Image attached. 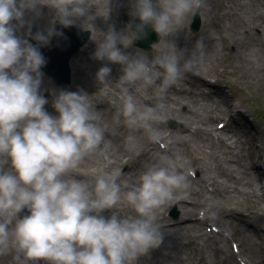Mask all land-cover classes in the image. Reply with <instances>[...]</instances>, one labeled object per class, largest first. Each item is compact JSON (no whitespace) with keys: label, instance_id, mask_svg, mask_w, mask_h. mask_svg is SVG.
<instances>
[{"label":"clouds","instance_id":"obj_1","mask_svg":"<svg viewBox=\"0 0 264 264\" xmlns=\"http://www.w3.org/2000/svg\"><path fill=\"white\" fill-rule=\"evenodd\" d=\"M203 3L132 0L131 15L140 21L136 32L151 25L162 37ZM43 7L64 27L92 19L88 0H0V256L14 249V259L22 264H137L161 243L155 210L187 194L189 171L182 157L160 154L131 187L114 174L100 175L94 183L69 176L85 157L105 152L109 143L87 93L54 91L56 115L46 111L49 100L41 91L45 58L38 46L17 34L26 14L39 17ZM27 35L43 46L56 33L49 27L32 35L29 22ZM102 35L94 58L120 65L123 73L115 84L122 108L114 120L123 118L133 132L142 129L150 142L161 143L154 125L167 118L163 97L183 73L193 70L194 61L181 65L174 46L152 60L131 56L122 48L128 49L136 33L110 28ZM110 73L109 66H102L98 82L109 86ZM148 89L158 100L155 105L138 102L136 93ZM137 143L136 135L126 137L130 151ZM121 203L131 209L129 214L115 211ZM25 209L30 214L21 217Z\"/></svg>","mask_w":264,"mask_h":264},{"label":"rangeland","instance_id":"obj_2","mask_svg":"<svg viewBox=\"0 0 264 264\" xmlns=\"http://www.w3.org/2000/svg\"><path fill=\"white\" fill-rule=\"evenodd\" d=\"M110 0H88V5L90 8V12L92 10L99 11L101 8L105 7L108 9ZM212 3L208 6V11L206 13V16L208 17V21L203 23L202 28L198 33H194L191 29L192 27V21L194 14H189L185 20L187 21L186 27L184 29V32L190 35V38L193 40L192 44L193 46L189 49V52L187 53L188 49L186 48V45H184L181 41H178L177 36L179 34H175L177 32V28L173 29L170 33L167 35H164L160 37L159 41H157L154 47L151 46L150 51L143 52L141 49L133 46V44H130L131 46V52L129 53L132 56L136 55H145L149 58H154L156 55L160 54L162 51H168L170 50L171 46H174L175 54L177 55L179 62L181 65L185 63L187 60L194 61V68L191 70L193 73H197L201 76V81L198 80V78L190 77L189 74L185 77L186 79L183 82H180V86H182L185 89H191L193 91H198L199 93L203 95V93H207V85L205 84V79L207 77H211L217 82L213 87H217L218 90L226 91L229 100L227 101L232 104V108L229 110H223L224 113H229L228 116H232L234 112L236 111H242L241 120H234L232 121L231 127L234 129L233 132L238 135L239 129H247L248 130V136L245 138V140L242 141L241 148L243 149V156H248L250 159L246 163V168L250 171L251 175H248L249 172L244 169L243 176L251 179L250 182H264L260 180L258 176H256V171L250 170L252 163H254V160H258L260 165L262 166V171L264 169V80L262 77H264V45L262 44L261 47V40L264 42V36L260 38L259 36L255 35V28L251 29L253 25H256V20L248 11L245 12V14L242 13V6L238 5L235 0H214L211 1ZM248 7H254L251 5L249 1H246L245 3ZM259 8L261 10H264L263 5L259 4ZM132 11V3H129L127 7H125L121 11L120 14H111L109 15V18L114 17L115 15H119L118 17H122L121 20L124 22L123 24L126 25V31L124 32L127 34L129 32L128 26L129 24L125 22L124 20V14H131ZM222 14L219 16L218 12ZM123 12V13H122ZM201 17V16H200ZM211 17V18H210ZM202 18V17H201ZM211 20V22H210ZM27 24L29 22H26ZM243 24L247 30L251 29L252 34L251 37H253L252 44L259 49V54L257 53H249L248 60L240 61L239 58L235 57L236 51L238 52V56L240 54V47L238 44V41H241L243 37L240 35L242 32V28L240 26L239 28V34L237 37L236 30L238 29V26L240 24ZM80 26H79V25ZM85 24V21L80 20L78 23L74 24L77 29L79 30H87L84 32H88V27H83ZM90 26L92 25L91 23ZM101 26V23H96V25ZM48 27V23H47ZM209 27L211 28V31L209 30ZM104 28H113V22L106 23L101 27V29ZM249 28V29H248ZM38 31V29H36ZM118 33L119 31L116 30ZM257 31H260L264 35V25H261L260 27L257 26ZM182 32V31H181ZM180 32V33H181ZM28 29L25 30L24 28H21L19 30V36L21 38H27L30 40V37L27 35ZM103 33V32H102ZM98 34L97 36H93V40L91 41L90 35H87V40L81 45V48L79 49V54L77 57H72L73 60H79L81 59V55H85L89 49H92L91 45L96 46V42L103 39V35ZM35 33H33L34 35ZM130 35V34H129ZM214 35H217L218 37H229L232 36L233 40L229 41H223L218 42V44L214 45L212 43V37ZM85 37V36H84ZM92 37V36H91ZM165 37V38H164ZM236 37L238 38L236 41ZM90 40L88 41V39ZM229 37V39H232ZM260 38V41H259ZM251 42V41H250ZM260 42V44H259ZM225 43H228L226 45ZM199 45V46H198ZM84 46V47H83ZM224 47V52H222V48ZM221 53V54H220ZM92 56L94 58V53H92ZM210 56L209 60H203V58H206ZM200 59H202L200 61ZM230 59V60H229ZM71 61V69L73 66V69H76V61ZM233 62V65L231 64V61ZM100 63H107V60L99 61ZM200 62V64L198 63ZM249 71L250 73H254L255 77L252 76L251 78L248 75H243L242 71ZM98 70H87L85 73V76L81 71L75 70L74 75H71V81L67 85H61V86H55L53 84V81L50 79L48 81H45L44 87L52 86L54 87V90L57 89V91L61 90H67V91H82L84 93L88 94L89 101L94 106V108L99 113L101 119L99 121L101 126H107L108 130L106 132L107 138L109 136H113V134L109 133V127L115 128V139L119 142H126V137L130 134H133V131L127 128L123 124V118H121L120 122H116L114 120V116L116 112H112L110 109H106L105 106H103V101L106 102L103 97L105 96V93H101V88L104 85H101L97 79L93 78L94 72H97ZM245 73V74H246ZM111 75V73H110ZM123 75L122 71L121 73H118V78H120ZM88 76V77H87ZM91 78V81H90ZM221 83V84H220ZM108 87V86H107ZM151 90V89H148ZM54 92V91H53ZM43 93V92H42ZM143 95V99H141V104H148V105H155L158 101L154 99L152 94H149L147 91L140 92ZM180 96L186 97L185 94H181ZM196 96V95H191ZM204 96V95H203ZM139 97V96H137ZM109 98V95H108ZM49 99L52 100V95L49 94ZM151 99L150 101H148ZM157 99V98H156ZM219 100L220 102L222 99H224V95H221L220 97H213V101ZM164 100V99H163ZM208 106L212 105V101L208 98ZM120 106L117 105L116 111L122 108V101H120ZM109 103V102H108ZM163 103L166 105V102L163 101ZM116 106V105H115ZM207 106V107H208ZM241 109V110H240ZM47 111V110H46ZM49 112V111H47ZM50 113V112H49ZM202 113V111H201ZM213 113V109L210 111V116ZM53 115V113H51ZM56 115V114H55ZM104 116L106 119H104ZM174 116V117H172ZM226 115V117L228 118ZM169 118L174 119L178 126L176 128H172L170 124L166 122L167 118L164 120V122H161L162 127H160V133L163 134L164 129L167 132H177L180 130V128L183 126L182 121L175 115L167 116ZM225 117V116H222ZM222 119V118H221ZM103 120L105 123H103ZM239 122V124H237ZM160 124V123H159ZM192 126V125H191ZM237 126H240L238 128ZM193 127L196 129V126L193 125ZM184 135L190 136L194 139H197L198 137H201V133H197L194 135L193 133L185 132ZM139 136V137H138ZM138 143H141L142 146L145 148V152L142 153V156L140 157L139 162H135V166H141L143 164L147 166L154 164L156 161L158 162V157L160 154H167L168 156H171L175 158L176 156H180L183 158V161L185 162V166L187 169L193 167V168H199V170H195L198 173V177L201 178L199 180L193 179L190 174L188 175V183L189 188L187 189V194L184 195L182 198V202H190L191 197L195 196L198 198L199 205H197L193 211L189 214V217L194 215V213L197 212V209L199 207H204L207 211H210L212 217H217L221 214H230L231 216V227L232 231L235 232V234L238 236V241L241 243L243 241L244 248L247 243H249L250 248H252V251L249 250V255L252 259H257L259 256H264V243L259 241H256V238L253 239V236L251 233L246 231L242 224H239V220L242 217L250 216V220H256L254 214L255 212H264V197H261L258 191L256 190L254 185L246 186L241 185L240 183H237V180L242 177V174H240L238 171H233L231 168V164L229 162V159H227L226 156H222L218 159L215 157L208 158L207 161L213 163V169L216 171L214 174H205L203 169V162L201 157V154L195 151V147L197 143H191L188 141L186 143H182L179 140H175L173 138H170V146L171 151L169 153H164L162 150L159 149V147L152 144V142H149V146H146L144 144V140L141 139L140 135H138ZM202 138V137H201ZM210 139V138H209ZM247 139V140H246ZM182 140V139H181ZM234 137L232 135V141H234ZM211 141V140H210ZM212 142V141H211ZM109 145H112V141H108ZM114 143V142H113ZM137 143V146H138ZM168 143V142H167ZM191 143V144H190ZM118 143H114L115 146ZM213 144V143H212ZM136 148L133 150L136 153H140V148ZM216 147H220L221 145H214ZM116 151V150H114ZM203 154H209V148L204 147ZM121 151H117L115 155H119ZM258 154V155H257ZM221 155H223L221 153ZM105 155L101 153V156L99 159H97V163H102L104 167L105 163ZM153 157V160L151 159ZM149 158V159H148ZM194 158L196 160H194ZM232 162V161H231ZM235 167L234 169L243 168L242 165H240L242 162L233 161L232 162ZM96 164L94 163H88L84 159L78 168L73 170L71 173H69V176L71 177L73 173L76 171H81L84 173L85 171H89V168L91 165ZM128 164V163H127ZM195 166V167H194ZM105 168V167H104ZM195 168V169H196ZM131 171V166L124 165L119 171L118 174H127V177L125 176V179L129 181ZM190 172V171H189ZM104 173L102 171H99L97 174H93L90 177V180L88 183H94L96 177L103 175ZM87 178V177H85ZM121 180L126 181L124 178H121ZM207 183L211 184L215 188V193H213L211 188L207 187ZM129 187L136 185V184H130V182L127 183ZM229 184L231 185V190L223 191V187L225 185ZM193 192L194 194L190 195V192ZM206 195H209L206 197ZM176 203V201H174ZM171 206H164L162 208H159L155 211V217L160 216L163 214L164 210L169 209L173 210L174 208L177 210L178 215L175 220L179 221L180 217L182 216L180 206L181 205H172ZM187 205V204H184ZM189 205V204H188ZM115 211H118L121 215H126L131 212V209L126 207L123 203L117 206V209ZM219 214V215H218ZM226 214V215H227ZM105 217L110 215V212L106 211L103 213ZM250 223V222H249ZM159 227V226H158ZM190 227V226H189ZM192 229V230H190ZM190 229L187 230V235L185 236H179L176 239V244L178 247H180L181 243H186L187 240L190 238L189 235L194 234L195 229L190 227ZM247 238H250V242H246ZM253 241L251 242V240ZM254 242V243H253ZM253 243V244H252ZM260 244V247H259ZM252 246V247H251ZM13 250V249H12ZM10 250L9 252H11ZM158 252L153 248L145 255L141 256L139 260L137 261V264H146L147 262H144V257L152 258L159 255L160 253L162 256L167 257L170 255L171 250L170 247H164L157 249ZM246 250V249H245ZM153 252H156L154 254ZM229 253L231 254V250L229 249ZM9 254V255H8ZM7 255L0 256V264H11V261L14 259L11 258L10 253ZM157 255V256H158ZM15 256V255H14ZM181 256V255H180ZM179 256V257H180ZM174 260V263L178 264V258ZM223 258L230 260L231 263L233 257H229L228 255H223ZM225 261V260H224ZM14 264H18L17 261H14ZM220 264V263H219Z\"/></svg>","mask_w":264,"mask_h":264},{"label":"bare ground","instance_id":"obj_3","mask_svg":"<svg viewBox=\"0 0 264 264\" xmlns=\"http://www.w3.org/2000/svg\"><path fill=\"white\" fill-rule=\"evenodd\" d=\"M211 1H214V0H204L203 7L200 10H198L202 17L203 23L204 21L205 23L208 21V17L206 16V13L208 11L209 4L212 3ZM235 1L239 6L240 5L242 6L243 14H245V12L249 10V12L253 14V16L255 15L254 18L256 20V25L254 24L251 29L255 28L256 30L255 35L262 38L264 35L262 32L257 31V26L260 27L261 25H264V10H261L259 8V4H262L264 8V0H235ZM246 1H249L252 6H254L255 4V6L248 7L245 4ZM129 3H132V0H110L108 9L103 7L99 11L92 10L91 11L92 19L88 22V23H91L92 25L90 26V24L85 23L83 27L90 28L93 31L92 35L97 36L98 34H101L102 32H103L102 34L107 33L108 30L110 29V28L101 29V27H103L104 24L113 22V28L115 30L118 28V30L120 31L122 26H126L123 24L124 22L123 23L121 22V18L118 17V15H115V17H112V18H109V15H111L112 13L119 14L125 7L128 6ZM40 12H41V15L39 17H34L31 13L26 14L25 20L26 22L31 23V29L36 28L38 29V31L46 32V30L50 27L51 22L54 21V13L46 7L41 8ZM218 14L219 16L222 15L220 11L218 12ZM116 21H118L120 24H117ZM125 22L127 21L125 20ZM47 23H48V27H47ZM77 23L78 21L76 22V24ZM96 23H101V26H99V24L97 26ZM186 24H187V21L184 19L180 25L174 28V29L177 28V32L175 34L177 33L179 34V36H177L178 41H180L181 37L184 36V29L186 27ZM240 26L243 29L241 31L242 33L240 34L243 37V39L241 41H238L241 52L238 56V52L236 51L235 57L239 58L240 61H244V60H248L249 53L259 54L260 50L257 49L252 44L253 42V37H251L252 30L249 28H248L249 30H247L246 27L242 23L238 26V29L236 30L237 37L239 34ZM23 28L27 30L28 24L26 23ZM209 30L211 31L210 27H209ZM17 34H19V32ZM229 37L232 38V36H229ZM229 37L228 38L222 37V36L218 37L217 35H214L212 37V43L216 45L218 44V42H221L222 44L223 41L225 40L227 41V39L229 41L233 40V38L229 39ZM237 37H236V41L238 39ZM260 38H259V41H260ZM225 44L228 45V43H225ZM192 46H193L192 43L186 44V48L188 49L187 53L192 52V51H189V49ZM91 47L92 49H89L85 55L80 56L81 59L73 60V62L76 61V66H77L76 69L75 68L73 69L72 67L73 73L75 72V70H78V71H81L83 75L85 76V73L87 70L89 71L95 70V69L99 70L104 65L109 66L111 68V75L108 77V83L110 85L108 87L102 86L101 93L102 92L105 93V96L103 97L104 100H108V101L112 100L115 102L114 104L116 105V107L117 105L120 106V103H121L120 101H122L120 90H119V86L115 84L118 83L119 81L118 73L121 70L120 68L121 66L119 67L118 64H111L108 61L105 64L100 63L99 60L93 58L92 56V53L95 52V51L93 52L95 46L91 45ZM259 47H261V44ZM222 52H224V47L222 48ZM209 59H210V56L203 58V60L200 59V61L209 60ZM230 62L233 65L232 60ZM198 63L200 64V62ZM97 72H94V75H93V78L95 79H97ZM242 73L245 76L248 75L250 78L252 76L255 77V74L250 73L249 71H247L246 73V71L243 70ZM195 77L197 78L198 76L195 75ZM262 79L264 80V77H262ZM90 81H91V78H90ZM133 91H135V89H133ZM171 91L172 90L169 88L167 93L163 97L164 100H162V102L163 101L166 102V105H165L166 113H168L166 115L167 116H171V114L175 115L180 120L183 121L184 127L180 130V134L178 135L177 138L182 143H186L187 141L188 143L189 142L197 143L194 149L196 152L201 154L200 158L202 159V162H203V169H204L205 174L207 173L214 174L216 172L213 169V163L210 161L209 162L207 161L208 158L215 157L216 159H218L222 156H226L227 159H229L232 170L238 171L240 174H242V177L237 180V183H240L242 186L243 185H246V186L254 185L256 190L260 194V196L264 197V182L263 183L261 181L260 182H250L251 179H248L243 176L244 169L247 170V172H249L248 175H251V174L248 168L245 167L246 163L248 162L250 158L247 155L243 156L244 151L241 148L242 139L238 138V136L234 132H230V130H226L225 134L222 133V135H224L222 138V142L219 143L221 145V148L214 146L212 142L210 141L209 135L213 129L214 121H213V118H211L210 116L209 109L211 108V106L210 105L208 106V100L197 91H195L196 94H192L196 96H192V97L189 96V97H182V98ZM147 92L149 94H152V90H147ZM108 95H109V98H108ZM223 95H224V100H221L216 105V113L219 116L228 115L230 112L224 113L223 110H229L232 108V104L230 102L227 103V101L229 100V97L226 91H223ZM136 96H139L137 97V99H138V102L140 103L141 99H143V95L140 92H138L136 93ZM154 99L157 100L156 97H154ZM150 100L151 99H149L148 101ZM213 104H215V102H213ZM107 105L108 104H106V106ZM109 109H113V107L110 106L108 110ZM200 111H202V113ZM241 112L242 111H237L236 114L237 115L241 114ZM104 119H106L105 116H104ZM190 125L196 126V129L200 131L202 138L198 137L197 139H194L190 136H186L183 134V132L186 129L190 128ZM102 127L104 129H108L107 126H102ZM154 127L160 130L159 124H155ZM115 131H116L115 128L109 127V133L113 134V136H109V141L110 142L112 141V145H114V143H118V144H116L115 146H112V145L109 146L110 148L108 149L109 151L107 150L105 151L106 155H109L110 157L108 161V167L104 168L102 163L100 164L101 166L99 167V163H97V159H99V157L101 156V153H93L85 157V160L88 163L96 162V164L91 165L89 168V171H85L84 173H82L81 171H76L75 173L72 174L71 176L72 178L83 180L88 183L91 175L97 174L99 171H102L104 174H114V175L119 176L118 170H120V168L122 167L123 161L120 160L119 158L120 156L115 157V153L117 151H122V152H125L130 157L129 161H130L131 171H130V174L128 173V175H130L129 181L125 179V176L127 177V174H121V176L119 177L124 178L126 182L127 183L130 182V184L138 183L137 178L146 169V165L143 164L141 166L134 167L135 166L134 163L140 161L139 157L136 156L132 150L130 151L128 149L126 142H119L115 139ZM232 135L235 139L234 141H232ZM204 147L209 148L208 155L203 154ZM137 148H140L139 149L140 153L145 152V148L142 146L141 143H138ZM221 153L223 155H221ZM107 157L108 156H104V159H106ZM151 159L153 160V157H151ZM194 160L196 159L194 158ZM231 161L232 162L233 161L242 162L240 165H242L243 168L234 169L235 165ZM155 163H157V161ZM250 170L256 171V174H257L256 176H258L260 180L264 181V174L262 173V168L257 159L254 160V163H252ZM230 188H231V185L229 186V184H227L223 187V191L231 190ZM189 194L192 195L194 193L191 191ZM208 196L209 195H206V197ZM197 200L198 198H196L195 196H192L189 205L182 204V199L175 200L177 201L178 204L181 205L180 210L182 212V216H181L179 223L174 228L172 227L165 228V226L162 225V222L159 221V219L155 217L156 224L157 226H159V230L162 234V241L159 244V246L154 249L158 252L157 249L168 246L170 247L171 253L167 257L162 256L161 253L159 255L157 254L158 256L156 255L152 258L144 257L145 259H143V261L147 262L146 264H176L174 263V260H176L177 257H179L180 255L181 256L179 258H181L182 256H185L188 259L191 258V259L196 260V264H219V263L220 264H234L233 259H232L233 263H231L230 260L227 261V259L222 257L223 255H228L229 257H231V254L229 253L227 246L225 244H223L222 246H218L217 243L216 244L212 243L210 240V237L206 233H204L200 228H198L196 232L194 231L195 232L194 234L189 235L190 238L187 240L186 243L182 242L180 247L177 246L176 239L179 236H184V235L186 236L187 230L190 229L189 223H188V217H189V214L193 211V209L197 205H199L200 202H198ZM160 208H162V206ZM245 218L246 217H244L243 219ZM246 231H248L249 233L252 232L251 230H246ZM246 242H250V238H247ZM245 249H246V252L248 253V251L250 250L249 243L245 245L244 251ZM153 253L156 254V252H153ZM19 263L22 264L20 261Z\"/></svg>","mask_w":264,"mask_h":264},{"label":"water","instance_id":"obj_4","mask_svg":"<svg viewBox=\"0 0 264 264\" xmlns=\"http://www.w3.org/2000/svg\"><path fill=\"white\" fill-rule=\"evenodd\" d=\"M128 19H130L135 27L139 24L136 20V18H133V16H128ZM197 20V19H196ZM198 23V20L196 21V24ZM152 28L147 25L144 27L143 32H136L137 38H136V44L144 49H149L151 44L157 41L156 34ZM71 52L68 53V56H62L61 53L55 52L51 56H48L45 58V67L48 68V71L50 72H57L63 70L62 67L65 66L68 69V62L71 57Z\"/></svg>","mask_w":264,"mask_h":264}]
</instances>
